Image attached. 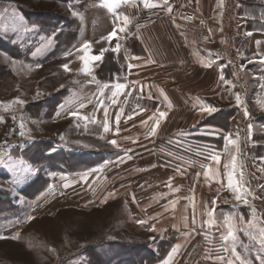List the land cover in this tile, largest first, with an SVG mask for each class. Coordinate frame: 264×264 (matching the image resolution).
I'll use <instances>...</instances> for the list:
<instances>
[{
	"label": "rangeland",
	"instance_id": "374dc122",
	"mask_svg": "<svg viewBox=\"0 0 264 264\" xmlns=\"http://www.w3.org/2000/svg\"><path fill=\"white\" fill-rule=\"evenodd\" d=\"M100 2L0 0V26L8 25L7 32L0 27V117H3L0 122V235L6 237L0 239V264H132L133 261L138 264L141 259L146 264L153 253H158V244L165 240L166 226L162 221L155 223L156 231L148 230L153 225L148 217L145 224L137 223L145 218L141 207H146L144 202L151 189L142 194L138 193L142 185H132L138 179L139 173L132 174L136 168L118 171V167L126 162L120 160L103 170L94 171L99 165L82 169L85 158L107 159L113 154L128 153L134 147L135 152L141 154L146 147L158 142L159 150L165 153L163 156L173 160L176 155L173 149L193 143L189 137H168L146 146L145 131L135 133V125L125 121L127 112L120 117L119 132H116L115 118L122 111L119 106L122 108L123 105L118 98L124 90L116 97L112 92L116 83L126 80L127 73L116 60L117 55L108 51L103 61L95 64L93 74L85 75L80 71L83 64L79 57L83 53L75 51L85 41L92 42L91 54H99L101 47H115V42L109 44L102 39L105 37H100L102 33L99 32L105 31L101 28L105 12ZM70 4L78 16L72 15ZM13 24L15 31H12ZM176 28L182 35L181 25L177 24ZM223 30L221 16L220 31L218 23H211L210 31L206 29L201 39L182 36L218 49L225 38ZM216 36L220 41L211 43L210 39ZM69 51L73 54L65 56ZM232 52L239 61L236 46ZM63 64H69L71 70L64 71ZM180 67L177 61H169L162 65V71L165 75H177L182 71ZM212 73L208 71L204 79L213 77ZM191 77L195 79L194 74ZM105 84L109 87L105 88ZM233 91L240 95L241 105L229 110L223 107L202 123L218 117V121L230 126L237 146L244 149V153L235 158L246 159L250 142L260 139L264 143V125L259 126L264 119V107L260 109L255 102H249L255 91L250 80L247 102L243 98L246 93L242 94L234 87ZM17 99L24 103H13ZM81 104L85 106L81 108ZM245 109L250 111V119L245 118ZM73 111L89 119L77 120L69 115ZM105 112L108 132L103 128ZM250 122L255 125L251 138L240 133L242 127L248 129ZM20 131H24L23 137L19 135ZM113 139L117 141V147L108 143ZM250 153L257 152L251 148ZM16 167H29L33 171L22 173L27 179L14 184L21 174L14 171ZM239 168L244 170L242 186L248 192L250 190L248 203L240 206L248 211L243 210L245 215L242 213L240 219L255 223L256 228L250 229L255 233L264 228V180H260L264 175L259 171L260 167L252 164ZM89 175L92 183L82 185L81 181ZM255 184L261 185L260 190ZM113 191L117 193L115 198L109 197ZM28 216L34 219L29 221ZM233 222L234 219L226 221L228 224ZM242 233L238 253L248 264H259L257 256L264 253H260L258 244ZM115 242L132 251L129 262L115 258L114 250L118 247L113 246ZM146 243H149L148 248L141 249ZM96 248L106 256L104 263L99 252L94 251Z\"/></svg>",
	"mask_w": 264,
	"mask_h": 264
},
{
	"label": "crops",
	"instance_id": "0c3cea01",
	"mask_svg": "<svg viewBox=\"0 0 264 264\" xmlns=\"http://www.w3.org/2000/svg\"><path fill=\"white\" fill-rule=\"evenodd\" d=\"M185 1L168 0V5H164L163 0H149L155 6L145 8L142 0H129L127 4H122L117 9V13L121 16L118 22L107 9L103 8L105 19L102 21L101 28L105 31L99 33H102L100 37H107L114 27L117 29L125 27L122 20L124 15L130 18L125 31L118 32L121 48L116 54V59L127 75L126 80L122 82L126 85L124 93L118 98L123 104L122 108L119 106L122 111L117 114L121 117L127 112L128 117L125 121H131L135 125V133L145 131L144 139L148 140L145 143L146 146L163 138L189 137V141L201 147L200 153L203 158L201 164L195 168L190 161L181 159L173 161L172 157L163 156L165 153H162L161 148L159 150L158 142L155 146L146 147L141 154L135 152V147L125 154H113L94 171L103 170L111 164L119 163L120 160H125L127 165L123 163L118 167V171L130 167L136 168L132 174L139 173L138 179L132 185L135 186L136 183L137 185L139 183V186L142 185L143 187L138 190V193L142 194L151 189V193L144 202L146 207H141L144 208V220L148 217L153 225L158 221L165 223V237L174 239L173 248L179 246L169 264H221V261L215 259L217 255H223L226 258L231 256V253L220 251L223 243L221 235L226 234L228 230V223H226L228 219H234L237 229V252L238 245L242 244L243 233L240 229L245 224L241 222L240 216L242 213L245 215L244 211L248 210L240 208L244 203L236 201L232 190L228 187V173L232 171V157L244 153V149L229 142L234 140L230 126L226 128L228 125L223 123L221 127V122L217 118L208 122L209 124L202 121L206 117L217 114L223 107L229 110L241 104H237L235 99L232 70L229 66L207 56L206 53L212 49L211 47L185 39L177 30L176 22L170 18L169 14ZM191 1L199 20L206 29L210 31L211 23H218L220 31L225 0ZM239 2L238 34L235 40L239 62L243 73L255 86L254 94L249 102H255L261 109L264 107V87H262L264 64L260 63L261 58L264 57V0H240ZM169 7L171 12L168 11ZM249 32L252 35H248ZM219 33L221 39V32ZM217 38V36L211 38V43L217 44L220 41ZM113 42L116 43V41ZM250 60L253 62L249 63ZM169 61H177L183 72L180 71L177 75H165L162 65ZM206 64L211 66L205 67ZM208 71L213 72V77L204 79V74ZM193 74L195 79L191 77ZM221 75L230 80L231 84L226 85L220 79ZM248 96L249 94L246 93L243 97L246 102ZM222 102L227 104L223 106ZM208 106L214 107L216 111L211 114L202 111V108ZM157 110L165 111L167 115L160 121L156 133L152 135L153 120L150 117H158ZM248 113L249 116L246 119L252 116L250 111ZM130 116L131 119H129ZM243 124L245 125L244 120ZM251 124L252 132H254L255 125ZM261 125H264V119L261 120L259 126ZM242 128L240 133L249 136L248 129ZM221 134L224 136L221 148L212 142L200 140H204L203 137L217 138ZM261 141L259 139L250 142L247 151L245 150L246 159H235L234 184L241 182L240 173L244 170H240L239 167L242 165L258 166L259 171L264 169V143ZM251 148L257 153L252 155ZM211 155L220 156L219 164L211 159ZM226 165H228L227 168ZM205 171L209 173L208 178L204 176ZM245 173L250 178L251 175L247 171ZM262 174L264 175V171ZM252 177L255 183V175ZM90 178L91 175L81 181L82 185H90L92 183ZM261 179L264 180V177L260 176ZM257 186L260 190L261 185L255 184L256 189ZM248 196L250 197V190L247 191V198ZM214 200L215 203H213ZM209 212L213 213L211 217L208 215ZM185 217L187 228L184 227ZM193 217H195V223H193ZM168 258L169 254L158 264H164Z\"/></svg>",
	"mask_w": 264,
	"mask_h": 264
},
{
	"label": "snow or ice",
	"instance_id": "6c2138e0",
	"mask_svg": "<svg viewBox=\"0 0 264 264\" xmlns=\"http://www.w3.org/2000/svg\"><path fill=\"white\" fill-rule=\"evenodd\" d=\"M129 2V0H101L100 2V6L107 9V11L109 13H111L115 18L116 21H120L121 16L119 13H117V9L122 5V4H127ZM143 2V6L145 8H150V7H154L155 5L151 4L149 2V0H142ZM163 4L164 5H168V0H163ZM69 10L72 11V15L78 16L79 13H77L76 11L72 10L71 4L69 5ZM168 11L171 12V7L168 8ZM2 19V18H0ZM123 20V25L126 27L129 23H130V18L127 15H124L122 17ZM2 27V29L7 32L8 31V25H2L0 26ZM125 27H119V29L117 28H113V31L110 32L108 34L107 37L102 38L104 40H106L109 44H112L113 41H116L115 43V47H111V48H104L101 47V49L99 50V54H91L90 49L92 48V42L90 41H85L82 45L78 46L75 51L81 52L83 53V55H81L79 57L80 61L83 64L82 69H80V71L83 72V74L85 75H89L91 76L93 74V70H94V66L97 62H102L105 56V53L108 51H111L114 54H118L121 48V45L118 42V32H123L125 31ZM15 24L12 25V31H15ZM248 35H252L251 32L247 33ZM72 51H69L65 54V56H69L72 55ZM138 59V58H136ZM253 61H249V63H252ZM260 63L264 64V57L261 58ZM205 67H210L211 64H206L204 65ZM64 71H70V67L69 64H63L61 66ZM131 67V65L129 66ZM93 79H95V77L93 76ZM220 79L222 81H224V83L226 85H230L231 81L225 79V77L223 75L220 76ZM105 88L109 87V85L105 84L104 85ZM126 85L123 83H116L114 85L115 90L112 92L113 97H116L118 94H120L124 89H125ZM262 87H264V85H262ZM102 94V93H101ZM235 99L237 101V104L241 103V99H240V95L237 93L235 95ZM13 103H18V104H23L24 102L22 100H16ZM85 105L81 104L80 107H84ZM158 111V117H150V119L153 120V126L151 127V134L154 135L156 133L157 128L159 127L160 121L163 120L164 118H166L167 113L165 111ZM202 111H206L209 114H211L212 112L216 111V109L212 106H208V107H204L202 108ZM69 115L73 118H76L77 120L79 119H85L88 120V117H81L80 114L76 111L70 112ZM244 116L245 118H248L249 113L247 111V109H245L244 111ZM132 117L130 116L129 119H131ZM3 121V117H0V122ZM94 122V121H92ZM115 123L117 125L116 128V132H119V123H120V115H117L115 118ZM142 123H146L144 121H142ZM20 128L23 129L24 125L23 123H21ZM103 128L105 132L110 131L109 128V124H108V120H107V112H105V120H104V124H103ZM248 133H249V138H251L252 135V125L249 124L248 125ZM19 135L21 137H23L25 135L24 131H20ZM232 144H236L237 141L235 140H230L229 141ZM108 143H110L113 147H117V141L115 139L108 141ZM211 159L213 161H215L217 164H219L220 162V156L219 155H211ZM235 157H232V161H233V165H232V171H229L228 173V187L232 190L236 201L238 202H242L244 204L248 203L247 200V189L243 188L242 186V177H243V173H240V177H241V182L240 183H233V174L235 171ZM23 163V161L21 162ZM226 168L228 167V165L225 166ZM15 172H19L21 173L20 175L17 176L16 180L13 181L14 184H18V183H22L25 179H27L26 176H24L22 173H28V172H32L33 170L29 167H25L23 169H20L18 167L14 168ZM261 171H264V169H261ZM208 171H205L204 176L205 178H208ZM171 179V178H170ZM116 192L113 191L112 193H109V197L111 198H115L116 196ZM105 203L107 202V199H105L104 201ZM213 203H215V200L213 201ZM167 210V209H166ZM255 212V210L253 209V213ZM208 215L211 217L213 215L212 212H209ZM27 219L29 221H31L32 219H34V217L32 216H28ZM147 221L145 220H138L137 223L139 224H145ZM242 223H246V227L240 229V231H243L247 236H249L251 238V240L258 244L259 246V251L260 253H264V228H259L255 233H253L252 231H250V229L256 228V224L253 223L252 221H243V219L241 220ZM193 223H195V217H193ZM184 227H188L187 225V218L185 217V223H184ZM149 231H156V226L152 225L149 229ZM193 231H195V229H193ZM237 229L235 227L234 222L233 223H229L228 224V230L226 232V234H222L221 235V240L223 241V243L221 244V249L220 251L223 253H231V256L229 257H225L223 255H217L215 257L216 260L221 261V264H248V261L243 258L236 249V242H237ZM188 235V234H186ZM6 237L3 235H0V239H5ZM18 238V237H13ZM178 247H174L172 249V252L169 253V258L168 260L164 261V264H169V261L172 258V255L174 253H176L178 251ZM212 258V257H209ZM257 260L259 262V264H264V254H258L257 256Z\"/></svg>",
	"mask_w": 264,
	"mask_h": 264
},
{
	"label": "built area",
	"instance_id": "2783aa9c",
	"mask_svg": "<svg viewBox=\"0 0 264 264\" xmlns=\"http://www.w3.org/2000/svg\"><path fill=\"white\" fill-rule=\"evenodd\" d=\"M169 16L182 27V35L185 38L194 37L201 39L205 36V26L199 20L196 10L192 6L191 0H186L183 4L178 5L175 10L169 14ZM239 17V2L238 0H227L225 9L222 14V21L224 24V41L222 47L218 49H211L206 54L212 60H219L226 63L233 71L232 84L233 87L246 93L249 87V79L242 72V68L239 66V61L236 54L232 52L236 46L235 38L237 34ZM151 94V93H150ZM177 149H173L175 159L173 161H190L195 168H198L202 161L200 148L194 145V143H185L184 146L178 145ZM172 152V151H171ZM183 153H186L183 157Z\"/></svg>",
	"mask_w": 264,
	"mask_h": 264
},
{
	"label": "trees",
	"instance_id": "16d2710c",
	"mask_svg": "<svg viewBox=\"0 0 264 264\" xmlns=\"http://www.w3.org/2000/svg\"><path fill=\"white\" fill-rule=\"evenodd\" d=\"M220 115H222V113ZM223 117H225V116H223ZM216 118L218 119V117H216ZM206 124H209V123L206 122ZM221 124L224 125L223 123H220V126L221 127H222ZM226 128H228V126ZM203 138H204V140L203 139H200V140L205 141V142H212V143L216 144V146H218L219 148H221L222 144L224 143V136L223 135H220V137H219L220 139L219 138H210V137H203ZM199 150L202 151L201 149H199ZM105 160L106 159H104V158H97V160H95V159L93 160V157L85 158L83 160V162L86 163V164H83L84 166L82 167V169L85 170L90 165H92V166H95V165L98 166V165L102 164ZM164 239L165 240H163L162 242H160L158 244V253L157 252L153 253L152 254L153 257L150 259V261H148L149 263H146V264H158L159 262L163 261L166 258V256L169 254V252L171 251V249L174 246V242L175 241H174V239L169 238V237H165ZM115 244L113 246H118L114 250V252L116 253V257L115 258L116 259H119V261L129 262L130 259H132L130 257V256H132V251L129 250L128 248L124 247L125 245H122L121 246L120 245L121 243H119V242H115ZM148 246H149V243H146L145 246L143 248H141V249H146V248H148ZM92 248H94V247H92ZM94 251H97V248L94 249ZM97 252H99V251H97ZM149 254H151V251H150ZM141 256H142V254H141ZM99 258L103 261V263L107 259L106 256L104 254L102 256V254L100 252H99ZM109 260H110V258H109ZM140 261L138 262V264H143L142 261L141 262ZM133 263L136 264L137 262L133 261L132 264ZM129 264H130V262H129Z\"/></svg>",
	"mask_w": 264,
	"mask_h": 264
}]
</instances>
